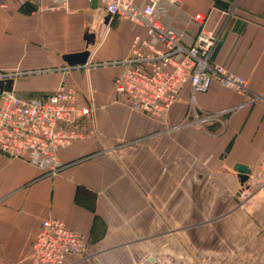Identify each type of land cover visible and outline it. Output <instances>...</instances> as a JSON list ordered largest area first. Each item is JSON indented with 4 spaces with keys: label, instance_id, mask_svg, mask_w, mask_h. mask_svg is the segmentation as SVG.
I'll use <instances>...</instances> for the list:
<instances>
[{
    "label": "crops",
    "instance_id": "0c3cea01",
    "mask_svg": "<svg viewBox=\"0 0 264 264\" xmlns=\"http://www.w3.org/2000/svg\"><path fill=\"white\" fill-rule=\"evenodd\" d=\"M94 11L88 0H70L68 10L0 0V73L12 90L40 96L67 83L80 103L92 98L95 127L59 151L56 173L0 152V264H31L48 217L90 241L68 264H264V173L250 177L260 188L240 205L234 169L243 163L255 175L264 150V0H178L164 14L189 41L197 12L207 28L222 26L213 59L248 84L237 93L213 80L195 93L199 112L221 113L205 128L188 114L189 88L164 118L119 97L113 80L140 28ZM86 46L88 63L68 67L63 55Z\"/></svg>",
    "mask_w": 264,
    "mask_h": 264
},
{
    "label": "built area",
    "instance_id": "2783aa9c",
    "mask_svg": "<svg viewBox=\"0 0 264 264\" xmlns=\"http://www.w3.org/2000/svg\"><path fill=\"white\" fill-rule=\"evenodd\" d=\"M42 8L68 10L70 0H28ZM94 8L105 19H126L140 30L134 35L129 54L120 61L123 68L114 77L115 91L129 105L152 117L164 118L185 88L190 90L188 109L198 125L206 127L219 120L220 112L201 113L194 104L196 92H206L213 80L237 93H246L245 78L216 62L213 54L220 43L223 27L210 29L208 15L197 12L198 30L189 41L184 31L164 21L178 0H96ZM92 4V0H88ZM4 77L0 74V79ZM0 90V152L42 165L51 173L63 164L59 151L95 132L94 108L80 103L76 88L61 83L50 95L21 98L14 91ZM264 173V150L258 173ZM264 183V181H263ZM258 185L257 187H259ZM256 187V188H257ZM258 191V190H256ZM244 190L241 205L249 195ZM90 247L86 235L70 228L63 220H42L32 241L31 264H68ZM134 264H151L148 257Z\"/></svg>",
    "mask_w": 264,
    "mask_h": 264
},
{
    "label": "water",
    "instance_id": "95a60500",
    "mask_svg": "<svg viewBox=\"0 0 264 264\" xmlns=\"http://www.w3.org/2000/svg\"><path fill=\"white\" fill-rule=\"evenodd\" d=\"M97 4L96 0H92V7L95 8ZM108 18H105L107 20ZM94 35L90 34L87 36V40H90ZM91 54L89 49H85L78 52H70L63 55V59L67 62V64L71 67L75 66H84L88 63V58ZM5 89L8 91L12 90V81L8 79L5 82ZM234 169L238 173V177L240 180L241 186H244L245 183H248L251 175L253 174V170L250 166L243 163H236L234 165Z\"/></svg>",
    "mask_w": 264,
    "mask_h": 264
},
{
    "label": "rangeland",
    "instance_id": "374dc122",
    "mask_svg": "<svg viewBox=\"0 0 264 264\" xmlns=\"http://www.w3.org/2000/svg\"><path fill=\"white\" fill-rule=\"evenodd\" d=\"M95 10V9H94ZM96 11V10H95ZM94 11V12H95ZM97 14V13H96ZM96 18H92L90 21H88L87 20V22H88V24H92V23H96ZM85 49H88V46H86L85 47ZM85 49H83V50H85ZM68 67H71V66H69L68 65ZM0 74H3L4 75V77L2 78V79H0V90L3 88L2 87V81L3 82H6L8 79H10L11 80V76L10 75H7L6 73H0ZM66 85H68L67 83H65ZM68 86H70V85H68ZM73 87V86H72ZM13 91V90H12ZM54 92V91H53ZM53 92H51V93H48V94H45V95H40V96H31V97H43V96H47V95H50V94H52ZM16 93V92H15ZM17 94V93H16ZM18 95V94H17ZM19 97H21V98H31V97H25V96H20V95H18ZM246 184H248V185H246ZM244 190H247V193L246 194H248L249 195V198H248V200L250 199V197H253V195H255V193H256V182H254V183H250V182H248V183H245V185H244V187H242L241 188V190L238 192V196H239V198H240V200L242 199V197H240V194H242V192L244 191ZM247 200V201H248ZM242 202V201H241ZM246 202H244V204H245ZM243 204V205H244ZM240 205H241V203H240ZM239 205V206H240ZM185 252H187V251H182V255H181V258L182 259H184L185 257H187V253H185Z\"/></svg>",
    "mask_w": 264,
    "mask_h": 264
}]
</instances>
